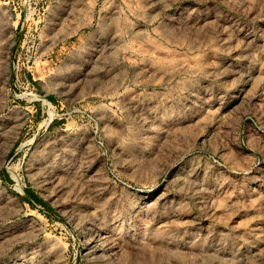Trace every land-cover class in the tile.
Returning a JSON list of instances; mask_svg holds the SVG:
<instances>
[{"label": "rangeland", "instance_id": "374dc122", "mask_svg": "<svg viewBox=\"0 0 264 264\" xmlns=\"http://www.w3.org/2000/svg\"><path fill=\"white\" fill-rule=\"evenodd\" d=\"M0 264H264V0H0Z\"/></svg>", "mask_w": 264, "mask_h": 264}]
</instances>
